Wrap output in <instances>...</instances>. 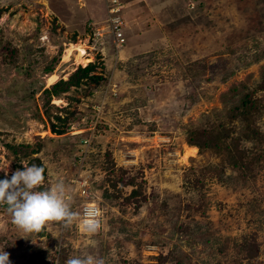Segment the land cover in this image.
Returning <instances> with one entry per match:
<instances>
[{
    "label": "rangeland",
    "instance_id": "rangeland-1",
    "mask_svg": "<svg viewBox=\"0 0 264 264\" xmlns=\"http://www.w3.org/2000/svg\"><path fill=\"white\" fill-rule=\"evenodd\" d=\"M111 1L0 0V180L38 157L41 190L65 181L73 209L95 204L103 223L39 236L0 206V251L11 264H264V0H124L121 44ZM89 62L105 79L46 105L44 89ZM57 115L71 117L62 135ZM203 129L222 131L220 149L189 144Z\"/></svg>",
    "mask_w": 264,
    "mask_h": 264
},
{
    "label": "clouds",
    "instance_id": "clouds-1",
    "mask_svg": "<svg viewBox=\"0 0 264 264\" xmlns=\"http://www.w3.org/2000/svg\"><path fill=\"white\" fill-rule=\"evenodd\" d=\"M124 5V3H123ZM124 7L122 15L124 16ZM108 12V11H107ZM24 169H17L11 178L0 180V206L7 205L12 223L25 233H39L50 222H60L65 228L76 226L88 235L97 234L103 227L99 210L87 208L83 213L73 209L72 187L57 180L50 187L45 184V168L21 161ZM8 167H0L7 175ZM0 264H11L9 253L0 251ZM65 264H105L94 254L70 256Z\"/></svg>",
    "mask_w": 264,
    "mask_h": 264
},
{
    "label": "trees",
    "instance_id": "trees-1",
    "mask_svg": "<svg viewBox=\"0 0 264 264\" xmlns=\"http://www.w3.org/2000/svg\"><path fill=\"white\" fill-rule=\"evenodd\" d=\"M122 4L124 3V0H120ZM4 9L3 7H0V16L3 13ZM97 64L95 62H89L86 66L79 65L75 71L71 73V75L67 78H61L55 83L51 84L49 87L45 88L43 93L45 95L46 105L51 104V100H53L54 97H60L62 93L69 91L73 87H79L83 84H93L94 86H98L105 78L101 74H94L93 72L96 70ZM91 89L94 90V87H91ZM246 101L244 100V104L240 106V114L246 115V110L249 108L247 107V104H245ZM56 118L61 121V124H64V127L61 128L57 126L56 124L51 123V131L55 134L62 135L67 132L68 128V122L69 119H71L70 116H66L62 118L60 115H57ZM193 136L189 139V144L192 146L199 147L200 150L206 149V148H219L220 149V140L222 139V131H214L211 129H203V130H193ZM10 147H13L15 152H18L19 148H25L27 149L26 154L27 155H34L39 152V149H31L29 150V145L25 143H20L17 145H9ZM34 163H37L40 166L46 167L41 163L40 159L38 157L33 158ZM36 160V161H35ZM45 175V173H44ZM136 193V191H133ZM133 193V194H134ZM46 232H44V229L39 232V236H44Z\"/></svg>",
    "mask_w": 264,
    "mask_h": 264
},
{
    "label": "built area",
    "instance_id": "built-area-1",
    "mask_svg": "<svg viewBox=\"0 0 264 264\" xmlns=\"http://www.w3.org/2000/svg\"><path fill=\"white\" fill-rule=\"evenodd\" d=\"M110 3L111 4H108V9H109L108 13L110 14V19H111L110 23L112 27V32L115 38H117L120 41L119 43L121 44L125 40L123 37L122 31H120V28L125 24V21L123 20V15H122L124 5L122 4L120 0H112ZM87 208L96 209V210H99L100 212V209L95 204H92V203L86 205L84 207V210Z\"/></svg>",
    "mask_w": 264,
    "mask_h": 264
},
{
    "label": "bare ground",
    "instance_id": "bare-ground-1",
    "mask_svg": "<svg viewBox=\"0 0 264 264\" xmlns=\"http://www.w3.org/2000/svg\"><path fill=\"white\" fill-rule=\"evenodd\" d=\"M81 51H82V50H81ZM189 148H190V149H189V155H190V154L193 155V154L196 152L195 150H196L197 148H196V147H189ZM191 155H190V156H191ZM186 158H187V157H186ZM186 158H185V159H186Z\"/></svg>",
    "mask_w": 264,
    "mask_h": 264
}]
</instances>
